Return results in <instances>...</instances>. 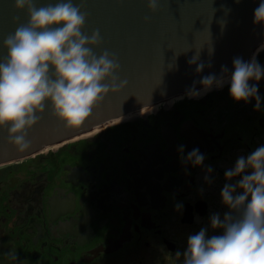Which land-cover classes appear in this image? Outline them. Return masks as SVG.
I'll return each instance as SVG.
<instances>
[{
    "label": "flooded vegetation",
    "instance_id": "af4514ba",
    "mask_svg": "<svg viewBox=\"0 0 264 264\" xmlns=\"http://www.w3.org/2000/svg\"><path fill=\"white\" fill-rule=\"evenodd\" d=\"M211 92L145 106L156 110L0 165V264H167L182 252L211 213L227 211L224 171L264 144L254 100ZM181 145L205 154L211 185L202 168L182 164Z\"/></svg>",
    "mask_w": 264,
    "mask_h": 264
},
{
    "label": "clouds",
    "instance_id": "9594fccd",
    "mask_svg": "<svg viewBox=\"0 0 264 264\" xmlns=\"http://www.w3.org/2000/svg\"><path fill=\"white\" fill-rule=\"evenodd\" d=\"M13 7L25 11L28 19L0 44L6 49L0 57V129L7 131L8 142L24 151L30 147L27 132L39 121L46 104L65 128H80L109 93L120 92L127 82L116 75L120 64L114 54L93 53L92 48L102 44L99 31L90 36L82 33L87 19L84 0H57L43 7H37L36 0H13ZM147 7L156 12L158 0H147ZM253 24L264 25V0L253 11ZM261 51L264 44L247 61L234 57L231 70L221 66L219 75L202 76L199 89L193 81L186 95L199 98L227 84L234 101L254 100L253 110L264 111V96L259 92L264 65L257 59ZM204 67L198 64L196 73ZM178 152L182 164L202 168L204 181L214 182V169L205 165L206 156L198 148L185 155L181 145ZM224 179L219 195L227 211L211 213L208 226L187 237L186 248L174 254L179 264H264V144L239 156L224 171ZM183 207L182 202L175 205L177 211ZM209 227L221 230L220 234L209 236ZM7 255L12 261L19 259L11 252Z\"/></svg>",
    "mask_w": 264,
    "mask_h": 264
},
{
    "label": "water",
    "instance_id": "95a60500",
    "mask_svg": "<svg viewBox=\"0 0 264 264\" xmlns=\"http://www.w3.org/2000/svg\"><path fill=\"white\" fill-rule=\"evenodd\" d=\"M56 2L36 0V6ZM158 2V10L152 12L147 0H84L82 11L87 19L82 33L90 36L99 31L102 44L92 51L99 56L107 50L116 56L120 64L116 75L126 86L109 93L76 129L65 128L51 116L46 104L39 121L27 132L30 147L24 151L8 142L7 131L0 129V165L61 144L145 106L184 95L193 81L201 88L198 81L202 76L219 75L221 66L231 70L234 57L247 61L264 43V25L253 24L259 0ZM27 19L25 11L13 7V0H0V44ZM5 55L6 49L0 46V57ZM194 57H198L196 64H189ZM198 64L205 65L201 73L195 71Z\"/></svg>",
    "mask_w": 264,
    "mask_h": 264
},
{
    "label": "bare ground",
    "instance_id": "6f19581e",
    "mask_svg": "<svg viewBox=\"0 0 264 264\" xmlns=\"http://www.w3.org/2000/svg\"><path fill=\"white\" fill-rule=\"evenodd\" d=\"M262 44H264V43H262ZM261 45V44H260ZM259 45V46H260ZM258 46V47H259ZM257 47V48H258ZM256 48V49H257ZM256 50L254 49V51L251 53V56H252V54L255 52ZM250 56V57H251ZM250 59V58H249ZM227 85V84H226ZM225 85V86H226ZM199 89V88H198ZM215 88H213L212 90H214ZM211 90V91H212ZM215 90H217V89H215ZM208 93V92H207ZM206 93V94H207ZM184 95L182 94V95H180V96H177L178 98H182ZM156 110V107H154L151 111H155ZM151 111H146V110H142V109H138V110H135V111H133V112H130V113H128V114H125V115H123V116H121L120 118H116V119H114V120H111L110 122H109V124H116V123H120V122H126V121H129V120H131V119H133V118H135V117H137V116H139V115H141V116H144V115H146L147 113H149V112H151ZM55 146V145H54ZM52 148H56V147H52ZM47 149V148H46Z\"/></svg>",
    "mask_w": 264,
    "mask_h": 264
},
{
    "label": "rangeland",
    "instance_id": "374dc122",
    "mask_svg": "<svg viewBox=\"0 0 264 264\" xmlns=\"http://www.w3.org/2000/svg\"><path fill=\"white\" fill-rule=\"evenodd\" d=\"M261 53H264V51H261L259 54H261ZM258 57L259 56H257V59L259 60L261 65H264V62L262 61V59H259ZM212 91L213 92L209 91V93L211 92L212 94H217V93H220V92L224 91V94L222 96L226 97L227 91H228V86L226 85L222 89H217V90L214 89ZM257 115L258 116H263L264 113H261V111H259ZM48 149L50 150V149H53V148L51 147V148H48ZM44 152H47V149ZM48 153H51V151H49ZM167 264H179V261H176L174 256H169V258L167 259Z\"/></svg>",
    "mask_w": 264,
    "mask_h": 264
}]
</instances>
